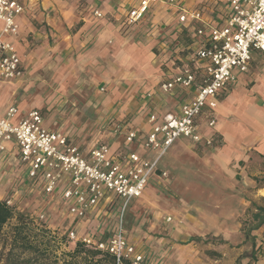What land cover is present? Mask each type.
Wrapping results in <instances>:
<instances>
[{
    "label": "crops",
    "instance_id": "crops-1",
    "mask_svg": "<svg viewBox=\"0 0 264 264\" xmlns=\"http://www.w3.org/2000/svg\"><path fill=\"white\" fill-rule=\"evenodd\" d=\"M140 1L25 0L26 11L18 18L20 32L14 41L25 75L13 82L0 80V115L13 103L19 108L16 120L31 110L39 109L44 115L46 127L66 133L73 143L81 147L105 141L111 145L112 151L138 149L141 153L145 152L135 144L129 145L123 134L112 135L109 128H104L101 137H98L101 132L99 128L102 129L110 121H124L128 128L146 133L151 128L147 120L151 113L157 114L158 121H161L166 113L175 111L182 101L193 96L191 90H182L176 95L165 94L159 89V84L166 67H177L185 58V48L192 42L191 30L181 27L178 17L183 9L198 6L200 0H159L143 21L129 27L123 26L126 13L138 7ZM95 10L102 12L103 16L96 17L93 13ZM126 28H133L134 31L131 35L122 36L120 32ZM33 43H36L33 51L24 56L25 47ZM165 44H170L171 50ZM85 45L90 49H85ZM74 53H78L81 65L67 67V55ZM27 57L30 68L40 61L46 62V72L56 77L73 74L71 71L74 68V74L78 77L86 75L88 69L94 72L102 68L100 74L107 76V94L102 92L97 95L98 91H94L92 95L90 90L85 97L83 95L84 106H81L76 95L86 90L83 83L79 84L83 80L79 82L74 79L71 87H67L63 84L64 79L60 82V88L47 96L46 103L40 104L45 106L44 113L34 99L37 92L30 80L35 79L32 71L28 72L29 66L25 63ZM102 59L107 62L100 64L99 60ZM252 68L250 74L236 70V81L217 97L214 129L209 128L207 123L210 110L204 111L200 118L203 133L210 135L216 132L222 142L217 150H207L212 158L202 169L206 179L203 201L209 204L207 211L215 213L225 212L224 206L234 203L238 216V224L232 229L227 221L216 223L205 215L208 219L204 220L203 232L221 237L238 236V264H264V222L253 228L264 217V53L253 52ZM116 69L118 71L111 78L110 71ZM17 82L21 85L17 86ZM20 88L24 95L30 94L25 99L24 95L21 96L18 104L12 99ZM58 91L61 94L57 101H53ZM62 95L70 99L63 100ZM96 97L99 98L93 101ZM63 109L66 110L65 114L62 113ZM89 111L94 112V117L86 120ZM93 124L95 127L90 134L93 137L86 141L83 138L86 128L88 125L93 127ZM180 143L193 147L186 139L178 140L173 147ZM167 155L162 161V168L170 172L169 183L173 175L166 163ZM8 166L7 170L0 168V176L9 174L16 177L19 171H13V163ZM233 175L238 176V180L232 183V187L224 180L234 179ZM217 205L222 207L217 208ZM260 208L263 210L260 211Z\"/></svg>",
    "mask_w": 264,
    "mask_h": 264
},
{
    "label": "built area",
    "instance_id": "built-area-1",
    "mask_svg": "<svg viewBox=\"0 0 264 264\" xmlns=\"http://www.w3.org/2000/svg\"><path fill=\"white\" fill-rule=\"evenodd\" d=\"M158 1L141 0L138 7L126 13L123 26L143 21ZM25 11V0H0L2 81L13 82L25 75L14 42L20 32L18 18ZM93 13L103 16L99 10ZM178 20L181 27L191 30L192 42L177 67H166L159 89L169 95L191 90L193 96L166 113L161 121L151 113L147 119L151 128L146 133L128 128L124 121H110L103 127L114 136L123 134L129 145L135 144L145 152L112 151L105 141L81 147L66 133L46 127L39 109L16 120L19 108L13 103L0 115V168L7 170L13 163V171L19 172L11 179L10 195L1 196L0 201L18 208L17 187L26 185L31 193L62 204L72 223L79 224L93 215L95 222L99 220L98 227L103 226L101 219L118 203L115 221H109L103 232L73 228L68 239L110 253L117 264H157L128 237L124 220L130 204L143 195L151 182L168 184L170 172L162 168V161L178 140L186 139L193 146L211 151L222 145L216 132L203 133L200 118L210 110L207 123L214 129L217 97L236 81V70L250 72L253 52L264 53V0H200L195 8L183 9ZM165 47L171 50L170 44ZM96 209L100 210L95 213ZM35 218L42 221L45 214ZM165 221L172 223L173 216L168 215Z\"/></svg>",
    "mask_w": 264,
    "mask_h": 264
},
{
    "label": "rangeland",
    "instance_id": "rangeland-1",
    "mask_svg": "<svg viewBox=\"0 0 264 264\" xmlns=\"http://www.w3.org/2000/svg\"><path fill=\"white\" fill-rule=\"evenodd\" d=\"M133 31V28H126L120 33L122 36H128L131 35ZM35 45L36 43H33L25 47L24 56H28L33 51L32 49ZM84 48L87 50L90 49L88 45H85ZM78 56V53H74L72 56L68 54V59L66 58V60L69 62V65L67 67H74L75 65L80 66L81 64ZM107 57L110 58L109 56ZM112 61L114 62L116 59H112ZM70 62L73 63L70 64ZM105 62H107L105 59L99 60L100 64ZM25 63L29 66L28 72L32 71L35 79L30 80V82L34 83L33 89L37 92L34 97L35 102L43 109L44 113L45 106H40V104L42 102L44 103L48 98L47 96L55 92L58 87L60 88V82L64 79L66 80L63 84L67 85V87H71L74 83V79L79 82L83 80L79 84L83 83L86 90H81L80 94L76 93V97L80 99L81 106H84L83 98L90 90L92 91V95L94 91L95 93L98 91L97 95H101L100 93L102 92L107 94V76L100 74L103 72L102 68L94 72H91L92 69H88L85 72L87 74L83 77L75 76L74 68V71H71L73 74H62L56 77L46 72V62L42 63L40 61L39 64H34V68H30V61L27 57ZM252 69L251 65L249 74L252 72ZM117 71L118 69L110 71L111 78L114 77ZM27 76L30 77V74ZM115 80L116 79H114V81ZM110 81L111 80L108 82ZM15 84L17 86L21 85L20 82ZM24 84H26V82L23 83V85ZM102 87H104L105 90L99 91ZM22 91V88L18 89V93L16 92V97L13 96L12 102L16 100L19 104L21 96L24 95ZM57 93L53 101H57L58 96L61 94L59 91ZM29 94L30 93H26L23 98L25 99ZM98 98H94L93 101ZM61 99L66 100L70 98L66 97V95H62ZM45 105L47 106V104ZM62 113L65 114L66 110L63 109ZM86 115V120H91L94 117V112L91 113V111H89ZM94 127L95 124H93V127L88 125L86 128L83 137L84 139L86 138V141H90L93 137V135L90 134L93 132ZM100 130L101 132L98 134V137H101L100 135L102 131H104V128H99V131ZM209 158H212L210 151L196 149L195 146L190 147L182 143L177 144L166 157V163L169 165L173 175L171 182L166 186L152 182L145 190L142 197L133 200L130 204L124 220L128 237L135 243L138 250L150 257L152 262H157V264H238V236L221 237L203 232L205 225L204 220L207 221V216H210L212 221L216 223H225L227 221L232 229H235V226L238 224V216L234 208L236 205L234 203L229 205L226 204L224 206L226 210H223L225 212L222 213L207 211L209 210V204L203 201L204 198L202 195L203 187L206 185V179L203 176L205 172H203L202 169L211 162ZM1 174L2 171H0V175ZM233 177L234 179H231V181L229 176H227L229 179L228 181L224 180V182L232 186V183H237L235 180H238V176L233 175ZM11 179H14V177L9 174L7 176H0V195H2V197L10 195ZM17 191L19 192V198L16 200V204L19 211H26L33 217H36L38 214H45V218L42 220L44 221V225L58 234H56L57 239L54 244L58 247V254L73 249L75 242L70 239L66 242L63 240V237L65 235L67 236L71 229L78 228L82 231L86 228L96 234H100L104 231L109 221L113 222L116 219L115 212L118 210V203L114 204L112 210L108 211L103 216L101 222H104V224L98 227L99 220L95 222L92 218L93 215L90 219L80 221L79 224H77L76 221L72 223L71 218L67 217L64 212L62 204H56L54 200H50L43 195L31 193L29 187L26 185H23L22 188L17 187ZM219 207L221 208L222 205H217V208ZM218 212H220V209H218ZM168 215L173 216V223L167 224L165 222V218ZM191 237H197L200 238V240H191ZM215 251L220 255L213 254Z\"/></svg>",
    "mask_w": 264,
    "mask_h": 264
},
{
    "label": "trees",
    "instance_id": "trees-1",
    "mask_svg": "<svg viewBox=\"0 0 264 264\" xmlns=\"http://www.w3.org/2000/svg\"><path fill=\"white\" fill-rule=\"evenodd\" d=\"M263 222L264 217L253 228ZM56 234L44 225V221H38L26 211H19L15 206L10 207L5 201H0V264H117L115 256L89 248L80 241L74 243L72 250L58 254V247L54 245ZM106 237L104 235L103 239ZM63 238L68 241V235ZM191 240L200 238L191 237ZM213 254L220 255L216 251Z\"/></svg>",
    "mask_w": 264,
    "mask_h": 264
}]
</instances>
